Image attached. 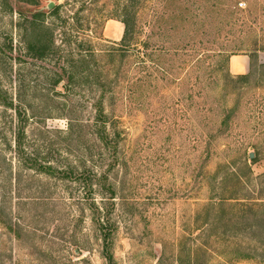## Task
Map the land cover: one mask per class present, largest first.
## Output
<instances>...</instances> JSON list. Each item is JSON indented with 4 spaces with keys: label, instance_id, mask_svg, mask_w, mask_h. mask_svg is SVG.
Masks as SVG:
<instances>
[{
    "label": "rangeland",
    "instance_id": "rangeland-1",
    "mask_svg": "<svg viewBox=\"0 0 264 264\" xmlns=\"http://www.w3.org/2000/svg\"><path fill=\"white\" fill-rule=\"evenodd\" d=\"M33 1L0 0V89L14 103H0V264H191L197 256L200 264H264L263 229L250 214L244 222L234 216L264 206V0L137 1V38L146 21L155 33L150 86L136 82L139 54L125 58L122 40L104 36L133 0ZM51 4L74 18L72 44L61 41L59 27L54 49L77 61L87 53L94 78L130 72L134 82L113 87L106 104L116 189L111 201L95 197L111 221L112 263L91 211L79 205L84 192L27 169L15 151L21 108L28 151L42 161L61 165L72 151L93 154L98 168L109 164L98 157L94 124H76L69 137L63 117L90 120V107L72 112L65 102L99 87L66 86L70 62L59 52L44 61L26 54L24 20ZM108 35L115 37L111 29ZM242 56L250 58L246 80L229 67Z\"/></svg>",
    "mask_w": 264,
    "mask_h": 264
},
{
    "label": "trees",
    "instance_id": "trees-1",
    "mask_svg": "<svg viewBox=\"0 0 264 264\" xmlns=\"http://www.w3.org/2000/svg\"><path fill=\"white\" fill-rule=\"evenodd\" d=\"M137 1L133 0L129 4L125 3V10L122 18H115L122 22L125 26L124 36L121 43L125 44V58L128 57L126 54L136 51L139 55V66L136 74V82L143 83L146 86H150L149 80L151 75L149 74L151 59L153 58V49H151V40L155 35L152 29V22L146 21L142 28H140L141 36L137 38L138 28V12L134 10ZM144 2H150L151 0H143ZM34 5H37V0L33 1ZM72 7V4H68ZM65 6V5H64ZM63 5L55 4L54 7L47 13L43 11H36L31 18L24 20L22 26L23 39L26 46V54L37 60H47L55 56L58 52V59H67L69 66L65 69L67 74L66 86H72L77 83L81 84H96L99 90L92 92V97H86V94L80 98H72L68 96L66 99V108L71 109L72 112L84 108L85 106L92 109V118L90 120H79L74 119L70 113L63 114V117L69 121V132L67 136L71 137L72 132L76 124L80 128H93L90 124H94L93 136L96 138V142L100 144V158H106L109 161L108 165L100 166L99 168L95 165L93 159L96 158L93 154L91 157H82L78 154H74L72 151L69 152L70 157H65V162H61V165H54L52 163L44 162L41 160L40 154L37 152L28 151L30 146H27V130L26 123L28 122V114L26 111H22L21 108H16L18 118V129L15 133V151L19 158V163L22 164L29 170H35L37 173L46 174L62 181L75 183L78 186V190L84 192L82 198L85 204L82 205V210L85 208L84 205L92 213L94 222L98 225L99 233H101V239L104 242L103 254L104 257L112 263L114 257L112 255V225L110 219L105 215V207L100 206L95 196H102L103 202L111 201L113 195H115V184L111 182L110 173L115 167V147L111 140V134L108 133L109 123L112 121L109 118L106 110L107 100L114 95L113 87H120L123 83L128 85L132 78L130 72L125 73V78L117 76L116 79L110 80V77L99 76L94 78V72L89 62V56L87 53L80 54L78 61L75 59L76 56L72 51H65L61 48L54 49L56 47V32L59 27L62 29V42L66 45H71L74 38L73 34V19L71 16L72 10L68 9L67 15L63 14ZM52 22H48L47 20ZM60 22V24H58ZM136 37V38H135ZM136 39L139 42L133 43ZM134 46L138 48H132ZM61 52H64L61 54ZM67 62V63H68ZM142 73L145 76H142ZM249 78V74L237 76V79L246 80ZM94 79V80H93ZM125 79V82H124ZM63 81L59 78L55 83L60 84ZM112 85V86H111ZM110 86V87H109ZM112 87V88H111ZM122 88H125L122 87ZM68 90V88L66 87ZM0 103L6 108L14 109V103L8 98L7 93L0 89ZM111 120V121H110ZM114 121V120H113ZM114 147V148H113ZM102 149V150H101ZM97 157V158H98ZM90 165V166H89ZM59 175V176H57ZM73 195V194H72ZM80 202H83L79 200ZM226 203V202H223ZM105 205V204H103ZM255 204H250V207H244L247 209L236 210L234 213L235 217H239L243 222L247 219L250 214L256 221L255 229H263L264 231V206L262 209L257 210ZM81 210V211H82ZM83 212V211H82ZM107 214V213H106ZM106 219V221H104ZM234 219V218H233ZM231 219V220H233ZM240 224V223H239ZM259 244L264 247V238L257 239ZM247 257H251L250 255ZM179 264H183L182 259L178 260ZM191 264H200L199 258L194 257L190 259Z\"/></svg>",
    "mask_w": 264,
    "mask_h": 264
},
{
    "label": "crops",
    "instance_id": "crops-1",
    "mask_svg": "<svg viewBox=\"0 0 264 264\" xmlns=\"http://www.w3.org/2000/svg\"><path fill=\"white\" fill-rule=\"evenodd\" d=\"M114 33L115 37L108 35V31ZM125 26L122 22L117 20H110L104 30V36L106 39L114 42H119L124 36ZM230 71L234 75H243L250 70V58L249 56L232 57L229 63Z\"/></svg>",
    "mask_w": 264,
    "mask_h": 264
},
{
    "label": "water",
    "instance_id": "water-1",
    "mask_svg": "<svg viewBox=\"0 0 264 264\" xmlns=\"http://www.w3.org/2000/svg\"><path fill=\"white\" fill-rule=\"evenodd\" d=\"M53 7H54V5H53V4H51V5H50V7H49V9L51 10ZM253 158H254V155H253V154H251V159H253Z\"/></svg>",
    "mask_w": 264,
    "mask_h": 264
}]
</instances>
